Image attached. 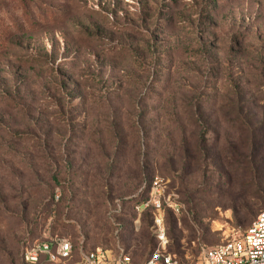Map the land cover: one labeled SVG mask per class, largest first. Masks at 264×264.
I'll use <instances>...</instances> for the list:
<instances>
[{"label": "rangeland", "instance_id": "rangeland-1", "mask_svg": "<svg viewBox=\"0 0 264 264\" xmlns=\"http://www.w3.org/2000/svg\"><path fill=\"white\" fill-rule=\"evenodd\" d=\"M260 209L264 0H0V264L52 235L141 264L153 215L194 264Z\"/></svg>", "mask_w": 264, "mask_h": 264}, {"label": "built area", "instance_id": "built-area-1", "mask_svg": "<svg viewBox=\"0 0 264 264\" xmlns=\"http://www.w3.org/2000/svg\"><path fill=\"white\" fill-rule=\"evenodd\" d=\"M160 178L153 175L146 197L134 203L136 210L161 206ZM152 232L157 245L141 264H179L165 248V229L161 215H153ZM72 242L65 236L52 235L32 242L23 251V260L30 264L62 260L71 254ZM79 264H130L122 248L95 246L80 251ZM194 264H264V209L259 210L239 232L201 249Z\"/></svg>", "mask_w": 264, "mask_h": 264}, {"label": "trees", "instance_id": "trees-1", "mask_svg": "<svg viewBox=\"0 0 264 264\" xmlns=\"http://www.w3.org/2000/svg\"><path fill=\"white\" fill-rule=\"evenodd\" d=\"M139 200H137V201H135L134 203H136V202H138ZM146 208H150L151 209V207L150 206H148V207H144L143 209H146ZM142 210V209H141ZM261 210V209H260ZM259 211V210H258ZM257 211V212H258ZM256 212V213H257ZM255 213V214H256ZM255 214H254V216H255ZM253 216V217H254ZM252 217V218H253ZM249 223V222H248ZM247 223V224H248ZM44 238H46V237H44ZM34 242V241H33ZM32 243V242H31ZM31 243H29L26 247H28ZM97 246V245H96ZM99 246V245H98ZM26 247H24V249L26 248ZM95 246H93V247H90V248H86V249H83V250H88V249H91V248H94ZM101 247H103V246H101ZM72 248H73V244H72ZM106 248H109V247H106ZM24 249L22 250V252H21V264H30V263H27V262H25L24 260H23V251H24ZM115 249V248H114ZM82 251V250H81ZM145 259V258H144ZM43 263L44 264H51L52 263V261H43Z\"/></svg>", "mask_w": 264, "mask_h": 264}]
</instances>
